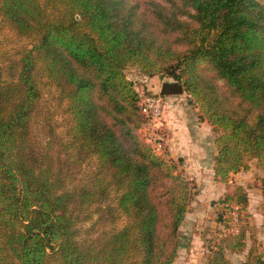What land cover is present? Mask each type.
<instances>
[{"label":"trees","instance_id":"16d2710c","mask_svg":"<svg viewBox=\"0 0 264 264\" xmlns=\"http://www.w3.org/2000/svg\"><path fill=\"white\" fill-rule=\"evenodd\" d=\"M0 18L26 41L0 62V264H174L196 186L136 135L150 116L126 68L167 74L175 83L162 95L195 99L218 134L214 176L228 183L264 163V4L0 0ZM47 86L65 104L66 142L50 113L47 140L36 134ZM242 187L232 196L241 209ZM97 214L102 232L82 237ZM223 249L208 264H230Z\"/></svg>","mask_w":264,"mask_h":264},{"label":"rangeland","instance_id":"374dc122","mask_svg":"<svg viewBox=\"0 0 264 264\" xmlns=\"http://www.w3.org/2000/svg\"><path fill=\"white\" fill-rule=\"evenodd\" d=\"M138 1L147 5L153 0ZM257 1L264 4V0ZM25 44L26 41L0 18V62L3 64L16 59L17 51ZM200 67L214 79L221 91H227L225 82L218 78L212 68L206 63H201ZM125 73L135 84L141 106L146 108L147 98L162 99L160 118H150L142 129L136 131V135L159 156L174 160L179 165V171L184 170V174L196 186L189 212L180 229V248L175 264H208L213 253L221 246L224 248V259L230 264L264 258V163L252 159L249 170L241 171L238 177L231 175L228 183L218 181L214 176L217 154L215 140L218 134L206 119H202L195 99L187 92L162 95V90L168 84L175 83L167 74L147 76L135 65H129ZM43 92V113L36 119V134L40 139L47 140L44 117L50 113L56 134L62 142H66L69 138L65 104L59 103L54 86L44 87ZM180 159H183V164H180ZM236 183L245 184L242 188L249 198L246 208L236 206L237 202L232 198L239 187ZM227 197L231 200V207L221 203ZM97 218L98 214L80 223L82 237L98 236L102 232L103 223L92 228ZM123 224L124 221L119 220L116 226L122 227Z\"/></svg>","mask_w":264,"mask_h":264},{"label":"built area","instance_id":"2783aa9c","mask_svg":"<svg viewBox=\"0 0 264 264\" xmlns=\"http://www.w3.org/2000/svg\"><path fill=\"white\" fill-rule=\"evenodd\" d=\"M146 108H144L145 112L149 114L150 118L158 119L161 116V108L160 104L161 98H147L146 100Z\"/></svg>","mask_w":264,"mask_h":264},{"label":"crops","instance_id":"0c3cea01","mask_svg":"<svg viewBox=\"0 0 264 264\" xmlns=\"http://www.w3.org/2000/svg\"><path fill=\"white\" fill-rule=\"evenodd\" d=\"M239 174H241V173L234 174V175H236V177H238L237 175H239ZM230 179H231V178H230ZM236 185L245 187V186H244L245 184H241V183H236ZM174 264H175V263H174Z\"/></svg>","mask_w":264,"mask_h":264},{"label":"water","instance_id":"95a60500","mask_svg":"<svg viewBox=\"0 0 264 264\" xmlns=\"http://www.w3.org/2000/svg\"><path fill=\"white\" fill-rule=\"evenodd\" d=\"M161 93H163V90H162V92Z\"/></svg>","mask_w":264,"mask_h":264}]
</instances>
